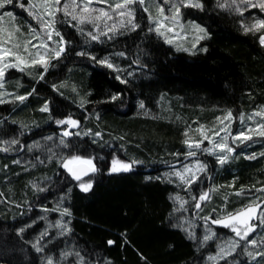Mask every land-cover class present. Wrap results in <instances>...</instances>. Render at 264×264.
Wrapping results in <instances>:
<instances>
[{
    "label": "trees",
    "instance_id": "obj_1",
    "mask_svg": "<svg viewBox=\"0 0 264 264\" xmlns=\"http://www.w3.org/2000/svg\"><path fill=\"white\" fill-rule=\"evenodd\" d=\"M198 2L202 8L182 11L206 31L191 52L168 45L150 30L144 11L151 4L147 0L136 9L135 29L86 43L73 29L61 26L64 52L59 58L46 59L47 71L36 65L5 73L6 89L27 99L0 104V141H17L13 153L0 152V264H42L32 241L44 223H28L63 195L70 212V233L52 242L48 241L51 233L40 239L43 253L56 259L70 243L86 264H207L218 238L232 233L207 220L216 239L202 244L199 236L188 238L171 226L170 196L192 198L195 206L193 197L208 192L209 199L200 201V209L213 208L211 219L243 210L253 200H264V192L257 191L264 188V144L247 149L236 146L232 158L223 164L210 155L199 156L207 171L190 186H179L163 175L187 160L189 148L184 141L196 142L199 130L229 112L237 125L242 114L264 109V46L258 34H246L237 16L219 7L217 0ZM11 9L19 29L12 31L23 43L26 26L19 17L23 14ZM81 52L86 54L81 56ZM105 58L111 64L117 61L124 70L117 72L98 62ZM45 104L48 111H41ZM142 110L152 115L143 116ZM69 118L78 121L83 135L65 140L64 156L90 158L96 169L83 179L92 184L87 192L79 187L82 180H72L57 161L33 170L12 160L37 139L58 134L61 124L56 121ZM248 153L255 158L247 159ZM114 159L135 163L130 171L112 172ZM40 175L50 185L35 190L30 182ZM241 189L242 196L226 199L227 193ZM200 209L193 207L191 214ZM221 212L227 215L217 217ZM262 238L264 227L257 238L263 248ZM109 240L115 243L109 245ZM241 249L242 242L221 263L245 261ZM253 264H264V258L257 257Z\"/></svg>",
    "mask_w": 264,
    "mask_h": 264
},
{
    "label": "rangeland",
    "instance_id": "obj_2",
    "mask_svg": "<svg viewBox=\"0 0 264 264\" xmlns=\"http://www.w3.org/2000/svg\"><path fill=\"white\" fill-rule=\"evenodd\" d=\"M147 1V0H145ZM151 4H157L155 7H150L148 5V16H149V21L152 27V30L157 33L155 30L156 28V22H159L160 24L163 25V27L160 28V32L163 33V35H160L168 45L171 46H177L178 48L186 51V52H191L194 50L196 47H199L201 42L204 40L206 36V31L205 28L200 25L198 22L184 17L183 10L186 8L184 6H181V0H169L168 3H164L163 0H149ZM52 0H48V3L51 4ZM62 3L65 2V0H61ZM122 0H107L106 3H97L96 0H92V6L95 8H104L105 10H108L109 5H114L116 3H121ZM185 3H188L189 0H184ZM218 4H224V8L226 10H229L233 12L239 21L240 26L242 27V24L247 25L253 22V18H264V13H262L258 8H251V9H246L243 4L240 3V0H236L235 4H232V0H217ZM23 4L24 7H21L20 5ZM175 4L179 6L180 11H179V16H177L175 19H172V17L175 14V8H172L171 6ZM44 5H45V0H13L12 4L6 5L4 8L0 9V15L4 16L3 20H0V28H2L4 31L0 32V38H6L9 35L12 37V42H18L23 46L24 42L26 40H31V44L28 46L29 51L33 54L39 52L41 55L44 56L45 59L48 57H55L52 53L54 50H56L59 45L57 44V41L60 40L61 35V26H65L69 29H73L77 34L85 38L86 43L89 42H99L101 40H106L110 39L111 37H114L115 35H119L121 33H126L129 32L132 29L131 25L125 26V27H120V21L122 20H127V17H120L118 15H114L112 20H107V24L111 26L113 23L117 25L116 30L114 32H109L108 36L104 35H99L98 29L94 28L93 25L91 24H83V25H77L73 26L76 24L75 21H72L70 17H65L62 12H57L56 13V23L54 25L55 31H58L60 33V36H56L53 34L52 40L49 41L47 40L46 32L43 29V26L40 22L39 19L34 18L32 15H29V11H33L37 13L38 16H42L44 19H48L46 15H44ZM231 5V7H229ZM31 6V7H30ZM141 6L139 3H135L131 5V9L134 14V23L136 24L135 21V15H136V9ZM9 9H5L8 8ZM159 7L164 8V16H167L168 19H165L164 16H161L159 12ZM14 8L17 11L22 12L23 15H20L19 17L22 18L25 26H26V39L24 42H20L19 38L13 33L12 30L17 29V25L14 23V15L12 18L8 17L6 13L11 12L12 14L14 11L11 9ZM147 8V6H146ZM239 8V10H237ZM241 12H243V15H241ZM29 26L33 27L36 29L39 39H34L32 34L29 31ZM101 28L104 31H107L106 28H104L103 23H101ZM83 29L81 31L80 29ZM200 29H203L201 31ZM244 30V28L242 27ZM88 32H93L94 34L99 35V38L97 40H92L91 37L87 34ZM252 33V32H250ZM258 34V37L260 33ZM64 44L66 41L64 40ZM170 41V42H169ZM46 43L48 45V48L41 47V44ZM63 44V47H64ZM32 45H36L37 47H32ZM7 47H11V43L6 45ZM25 56L27 53H22ZM105 59H102V61ZM12 60L9 59L6 61V63H11ZM114 70L117 72H122L124 70L123 68L119 67L118 62L116 61L115 64H112ZM21 67H24L21 65ZM27 67H25L26 69ZM10 69H15L17 71H20L18 68H7L5 70V73L10 70ZM0 83L3 84V87L0 88V99H3L7 102H19L18 100L15 99L18 94L13 91V90H8L6 89V82H5V76ZM140 113L143 116H148L152 115L150 114L149 111L147 110H142ZM256 113H261L260 115H256ZM227 115V114H226ZM225 115V116H226ZM224 116V117H225ZM224 117L217 121L214 125L209 126L208 128H205L203 131L199 130V133L201 134L200 139H202V134L209 136L213 141H219L222 136H224L226 133L225 132H220L219 136H214L213 132L219 130L220 128H227V133L228 139L226 143L228 146L234 148L233 153H227V152H220L218 149H215L213 147V144L209 143L208 140H204L203 144L201 145L200 149H188L189 151H195L196 155L195 156H187V160L184 161L183 164L178 165L177 167L166 170V172L163 173L164 177L170 179L174 183H176L179 186H187L188 184L185 183L183 180L180 179L176 175L177 172L183 173L185 176H190V173L185 172V166L188 168L192 169V172L196 174V176L199 178L201 174H205L207 171V164L199 159V156H212L215 158L217 161V157L221 155H226L227 159L226 161L230 160L232 156L235 153L236 146L240 145H245L246 149L250 148L251 146L259 145V144H264V136L258 135L259 131V125L264 124V109L259 108L258 110H255L249 114H242L241 118L237 125L234 124L232 120V116L230 119L225 120ZM71 125L68 124H61L59 129L57 130L58 134H50L47 135L46 137H42L40 139H37L36 141L30 143L25 147V152L15 156L12 160L14 161L15 164L21 165L23 167H30L33 170H37L39 168H44L48 166L49 163H52V161H57L59 165L63 167V162L67 159H70L71 157H66L64 156V151L63 148L66 145L65 143V136L63 135L64 131H66L68 128H70ZM244 132L246 135H250L252 138L251 140H244L241 142V140H236L235 142L233 141V137L236 136L238 133ZM70 133H73V136H81L83 135V131L81 130V126L78 123V126L74 128L73 131ZM78 133V134H77ZM61 140L64 141V144H61ZM9 142H3L0 141V149L7 148L8 151H2L0 152H5V153H13L16 150V143L12 144ZM204 148H210L212 149L211 154L209 152L203 151ZM187 152V153H188ZM253 156L252 154L248 153L245 154V157ZM16 161H19L17 163ZM39 161V164L37 163ZM225 161V162H226ZM127 163V162H124ZM203 164L205 167L202 171L198 170L197 164ZM72 166V165H71ZM70 166V167H71ZM112 168V166H111ZM67 172H69L66 168H64ZM69 174V173H68ZM86 178V177H85ZM83 178V179H85ZM80 181L79 183H89L88 181ZM30 185L32 188L35 190L39 189H46L50 185L49 179L43 177L40 175L39 177L37 176L32 182H30ZM230 195L235 196V198L238 197V195H235L231 192L227 193V198L230 197ZM240 196V195H239ZM242 196V195H241ZM176 197H179L177 195H171L170 200L173 203L174 206V211L171 215V226L174 228H178L181 231H183L188 238L195 239L196 236H199L202 244H205L207 242H210L214 239H216L217 233L215 230L212 228V225L209 221L203 219V217L211 216V211L213 208H210L209 211H205L203 209H200L195 213V215L191 214V210L193 207L195 208L194 205L191 204L192 198L188 199H183L179 197L180 199H176ZM64 201H65V196H60L55 199L50 207H43L41 210V214L39 218L31 221L28 223L29 226L34 225L37 222H42L44 223L45 228L35 237V239L32 241V245L37 251V247H39L41 250L37 251L38 253L41 254L42 258V264H48V261L51 260L52 264H61L64 261L72 260L74 264H86V261L83 257H81V254L79 251L70 243H66L65 247L59 251L56 259H54L53 254H44L43 253V245L40 241V239L46 238V236L49 235V233L52 234L53 237H50L48 241H54V239L59 238V237H64L67 236L69 232L68 228V215H63V210L66 209L64 207ZM256 202V200H253L251 202H248L249 205L253 204V202ZM212 202V201H211ZM183 203V207L181 208V204ZM191 204V205H190ZM261 209H264V205L261 207ZM227 215L224 212H221L217 214V217L220 216H225ZM254 224H259L258 219H254L252 221ZM264 225H260L257 227L256 231L249 237V239L258 238V232L261 228H263ZM230 233H232V236L227 237V238H218V243L215 246V251L212 254H209L207 256V264H222L221 262L225 261L229 256L234 255L237 248L235 249L234 252H232L230 255L226 256H221L220 253V248L223 247L225 248L226 252L228 251L229 248V241H236L238 238L235 237V234L231 231L230 228H227ZM43 234V235H42ZM205 235L211 236V239L208 241H204L203 237ZM45 236V237H44ZM258 240V239H257ZM242 242V249H241V256L245 258V261L241 262L239 259H235V261H232L231 264H253L255 260L247 255V252L244 251V248L247 247L249 251H252L253 253L258 252V251H264V247L262 248L260 244L256 247L252 246H247L243 241ZM240 242V243H241ZM259 242V241H258ZM68 255H65V254ZM79 255H76V254ZM216 257L215 259H209V257ZM230 264V263H229Z\"/></svg>",
    "mask_w": 264,
    "mask_h": 264
},
{
    "label": "snow or ice",
    "instance_id": "obj_3",
    "mask_svg": "<svg viewBox=\"0 0 264 264\" xmlns=\"http://www.w3.org/2000/svg\"><path fill=\"white\" fill-rule=\"evenodd\" d=\"M97 3H106L107 0H96ZM164 3H168L169 0H163ZM13 0H0V9L4 8L6 5L12 4ZM139 3L141 5L145 4V0H122L121 3H116L114 5H109L108 10H105L104 8H95L92 6V0H65L64 3L61 2V0H52L51 4L48 3V0H45L44 5V15L48 17V19H44L42 16H38L37 13L33 11H29V15H32L34 18L39 19L43 29L46 32L47 40L51 41L53 34L56 36H60V33L58 31H55V23H56V13L62 12L65 17H70L72 21H75L77 25H83V24H91L94 28L98 29L99 35L108 36L109 32H114L116 30L117 25L113 23L111 26L107 24V20H112L114 15H118L120 17H127V20L120 21V27H125L128 25H131L132 29H135L137 25L134 23V14L131 9V5ZM236 0H232V4H235ZM240 3L245 6L246 9L251 8H258L262 13H264V0H240ZM21 7H24L23 4L20 5ZM181 6L184 7H197L202 8L203 5L198 2H191L189 0L188 3H185L184 0H181ZM219 7H224V4H219ZM31 7V6H30ZM172 8H175V14L172 17V19H175L177 16H179L180 8L179 6L173 4L171 6ZM231 7V5H229ZM239 10V8H237ZM144 11H148L147 8L144 9ZM159 12L161 16H164V8L159 7ZM6 15L10 18H12L13 14L11 12L6 13ZM241 15H243V12H241ZM165 19H168L167 16H164ZM4 16L0 15V20H3ZM101 23H103L104 28L107 29V31H104L101 28ZM163 27L162 24L159 22H156V28L158 34L163 35L162 32H160V28ZM242 27L244 28L245 33L252 32L253 34L260 33L258 39L261 46H264V18H253V22L247 25L242 24ZM83 31V29H80ZM152 30V29H150ZM203 31V29H200ZM4 30L0 28V32H3ZM16 31H19V29H16ZM29 31L32 34L34 39H39V35L35 28L29 26ZM92 40H97L99 38V35L94 34L93 32L87 33ZM170 42V41H169ZM11 43V47H7L6 45ZM31 44V40H26L21 46L18 42H12V37L9 35L6 38H0V81L3 80L5 76V70L7 68H18L20 71H24L25 67H31L36 65H41L45 71H47L48 67V61L44 58L43 55H41L39 52L33 54L29 51L28 46ZM57 44L59 47L54 50L52 53L56 58H59L60 55L64 52V41L63 37H60V40L57 41ZM41 47L48 48V45L46 43L41 44ZM32 47H37L36 45H32ZM22 53H27L25 56ZM86 53L81 52L79 55L83 56ZM121 55H123L121 53ZM92 59H95V57H91ZM11 59V63H6L7 60ZM99 63H105L107 64V67L112 68L113 65L111 63L107 62V58L103 61H98ZM23 65L24 67H21ZM40 79H43V75L40 76ZM123 82V81H122ZM3 87V84L0 83V88ZM32 93H29L28 95H31ZM16 100L23 102L27 99V96H16ZM6 101L3 99H0V104L5 103ZM143 107V105H141ZM41 111H48V105L45 104ZM261 113H256V115H260ZM231 112H229L224 119H230L231 118ZM243 119V117H241ZM57 124H68L73 127L78 126V121L73 119L68 120H59L56 121ZM225 132L226 134L220 138L219 141H213L209 136L202 134V139L196 142H189L188 140H185L184 143L188 146L189 149H200L201 145L203 144L204 140H208L209 143L213 144V147L215 149H218L220 152L224 153H233L234 148L228 146L226 143L228 139L229 133H227V128H220L217 131L213 132L214 136H219L220 132ZM73 133H70L69 131H64V136L72 135ZM78 134V133H77ZM258 135L264 136V124L259 125V131L257 133ZM187 135V133H185ZM250 135H246L244 132L238 133L236 136L233 137V141L241 140L243 142L244 140H251ZM10 143L15 144L17 141L13 140ZM61 144H64V141L61 140ZM2 151H8L7 148L0 149ZM203 151L209 152L211 154L212 149L210 148H204ZM188 156H195V151H189L187 153ZM264 155V154H262ZM247 159H253L254 156L246 157ZM218 162L223 164L225 163L227 156L221 155L217 157ZM19 163V161H16ZM132 163H135L133 161ZM132 163H124L120 162L116 159L112 162V172L117 171H130L132 168ZM71 165H78L80 167L73 168L70 167ZM63 167L66 168L69 173L73 176L76 180H81L82 175H86L89 171H95V166L93 164L92 159L90 158H83L81 156H72L70 159H67L63 162ZM203 164H197L198 170L202 171L204 169ZM185 172L190 173V176H185L183 173L177 172L176 175L180 177L181 180H183L185 183H187L189 186L192 183H195L198 177L194 172H192L191 168H188L185 166ZM80 189L84 192L89 191L92 188V184L89 183H81L79 185ZM243 189L237 191L236 195L243 194ZM257 191L264 192V188L257 189ZM176 199H180L179 197H176ZM209 199V193L203 192L199 195V197H193V200H196L195 208L200 209L201 203L200 201H205ZM261 204H264V200H261L260 203H256L255 201L253 204L246 205L243 210H238L235 213H229L224 218L219 219H211V216L203 217L205 220H211L212 224L215 225H221L226 228H230L231 231L235 234V237L238 239L236 241H229V248L226 252L225 248H220V255L226 256L230 255L232 252L235 251L237 247L240 246V242L243 241L245 245L256 247L258 245V240L255 238L249 239V237L256 231L257 227L260 225H264V209H261ZM183 207V203L181 204V208ZM63 215H70V212L68 209L63 210ZM254 219L259 220V224H254L252 221ZM23 231V229L21 230ZM43 235V234H42ZM204 241H208L211 239V236L205 235L203 237ZM264 239V238H262ZM115 242L112 240L108 241L109 245L114 244ZM41 249L37 247V251H40ZM244 251L247 252V255L252 257L254 260L257 257L264 258V251H258L253 253L252 251H249L247 247L244 248ZM65 255H68L67 253ZM76 255H79L78 253ZM216 257H209V259H215ZM48 264H52V261L49 260Z\"/></svg>",
    "mask_w": 264,
    "mask_h": 264
},
{
    "label": "water",
    "instance_id": "obj_4",
    "mask_svg": "<svg viewBox=\"0 0 264 264\" xmlns=\"http://www.w3.org/2000/svg\"><path fill=\"white\" fill-rule=\"evenodd\" d=\"M74 128H75V127L71 126L70 128L67 129V131L71 132V131L74 130ZM72 136H73V134H72V135H69V136H65V138H66V139H70V138H72ZM71 167H73V168H78V167H80V166H78V165H72ZM68 173H69V172H68ZM92 173H93V171H89L86 175H82V178H81V179L87 177L88 175H90V174H92ZM69 176H70V178H71L72 180H74V181H78V180L74 179L73 176H72L70 173H69Z\"/></svg>",
    "mask_w": 264,
    "mask_h": 264
}]
</instances>
